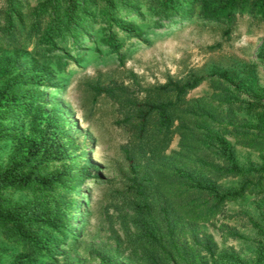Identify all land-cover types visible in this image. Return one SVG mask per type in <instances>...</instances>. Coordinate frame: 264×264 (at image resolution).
I'll return each instance as SVG.
<instances>
[{
    "label": "rangeland",
    "instance_id": "obj_1",
    "mask_svg": "<svg viewBox=\"0 0 264 264\" xmlns=\"http://www.w3.org/2000/svg\"><path fill=\"white\" fill-rule=\"evenodd\" d=\"M28 1L31 10L40 3ZM4 5L6 0H0V7ZM198 12L197 7L185 18L177 15L167 19L163 28H157L159 19L142 7L127 13L118 10L116 17L133 23L131 26L122 20L109 30L107 20L97 18L82 27L79 41H71L76 44L69 56H64L63 68L52 62L45 69L34 58L31 46H0V64L23 66L0 80V89L16 74L29 73L31 81L20 97L35 102L37 111L33 116L0 114L6 135L12 133V139L0 142V168H6L15 157L18 162L24 161L32 151L30 167L54 186H60L61 181H79L77 195L74 190L69 192L74 196L67 202L72 206L68 228L60 230L61 234L54 233L48 244L55 264L120 263L115 237L123 231L121 215L127 211L123 188L130 176L124 149H137L135 126L142 105L175 101V95L159 91L169 81L206 78L188 93L180 109L203 98L226 112L225 105L212 100L215 81L230 87L234 96L230 99L264 108V20L251 14L249 7L236 13L232 26L204 19ZM123 27L128 30L122 31ZM110 32L116 33L123 44L116 53L105 44ZM248 118L252 124L257 123L255 116ZM157 122L155 116L151 127ZM260 135L264 138V133ZM179 141L175 134L168 152L178 150ZM235 153L244 170L252 163L264 162V156L252 149L235 146ZM239 185L240 180L223 183L226 189ZM6 197L13 202L28 199L24 191L10 192ZM231 215L238 217L228 218ZM263 215L264 197L247 195L230 204L224 216L203 224L202 229L218 245L212 264H257L258 243L262 241L249 224V217L257 221ZM232 230L241 238H233L229 234ZM67 236L68 240L58 244V237ZM22 249L0 237V264H13L18 255H24ZM50 258L36 256L28 264H50Z\"/></svg>",
    "mask_w": 264,
    "mask_h": 264
},
{
    "label": "trees",
    "instance_id": "obj_2",
    "mask_svg": "<svg viewBox=\"0 0 264 264\" xmlns=\"http://www.w3.org/2000/svg\"><path fill=\"white\" fill-rule=\"evenodd\" d=\"M140 7L159 19L157 28H163L167 19L177 15L185 18L194 14L197 7L200 17L229 26L236 13L247 7L264 20V0H40L32 10L28 0H6V5L0 7V46H31L34 58L45 69L52 62L63 68L64 56H69L76 44L71 41L81 38L80 31L86 23L103 18L111 30L125 21L116 17L118 10L127 13ZM124 24L133 25L128 21ZM124 30L128 29L123 27ZM105 44L114 53L123 45L113 32L106 36ZM22 67L0 64V80ZM28 74H16L0 89L1 115L36 114L35 102L20 97L31 81ZM205 80L199 77L185 83L169 81L159 91L175 95V101L147 102L138 111L134 135L137 149H124L130 176L123 188L127 211L123 216L119 213L123 231L115 237L116 258H120L117 264H212L218 245L202 225L224 216L230 204L247 195L264 197V162L252 163L244 170L235 153V146H239L264 156V138L260 135L264 133V108L230 99L234 98L230 87L215 81L212 100L225 105L226 112L203 98L180 109L188 93ZM155 116L158 122L152 128L150 121ZM253 116L255 124L248 118ZM2 122L0 117V142L12 139V133L6 135L3 130ZM175 134L180 137L178 150L168 152ZM33 157L30 151L24 161L18 162L15 157L6 168H0V237L21 246L24 252L13 264H28L33 257L53 255L48 244L54 233L61 234L60 230L68 228L67 216L72 208L67 205L68 198L78 193L76 179L72 183L61 181L56 187L41 177L30 167ZM228 180H240L239 187L226 189L223 183ZM14 191L26 192L28 199L11 201L6 194ZM249 224L262 241L258 243L256 262L264 264V215L257 221L249 217ZM229 234L241 238L236 230ZM63 239L68 240V236L58 237V244Z\"/></svg>",
    "mask_w": 264,
    "mask_h": 264
}]
</instances>
